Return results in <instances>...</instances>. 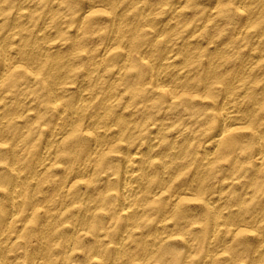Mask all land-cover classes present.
<instances>
[{"label":"clouds","instance_id":"obj_1","mask_svg":"<svg viewBox=\"0 0 264 264\" xmlns=\"http://www.w3.org/2000/svg\"><path fill=\"white\" fill-rule=\"evenodd\" d=\"M0 264H264V0H0Z\"/></svg>","mask_w":264,"mask_h":264}]
</instances>
